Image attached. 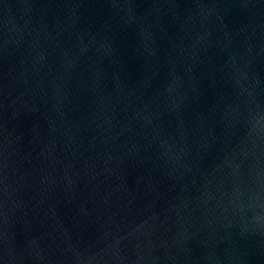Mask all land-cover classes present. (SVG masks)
<instances>
[{"label":"water","instance_id":"water-1","mask_svg":"<svg viewBox=\"0 0 264 264\" xmlns=\"http://www.w3.org/2000/svg\"><path fill=\"white\" fill-rule=\"evenodd\" d=\"M0 264H264V0H0Z\"/></svg>","mask_w":264,"mask_h":264}]
</instances>
